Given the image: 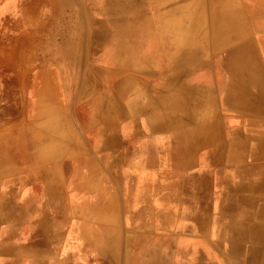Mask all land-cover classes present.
I'll list each match as a JSON object with an SVG mask.
<instances>
[{
  "label": "crops",
  "instance_id": "obj_1",
  "mask_svg": "<svg viewBox=\"0 0 264 264\" xmlns=\"http://www.w3.org/2000/svg\"><path fill=\"white\" fill-rule=\"evenodd\" d=\"M108 1L0 6V158L32 201L22 223L0 227V264H222V245L224 264H264V107L235 103L237 68L181 34L192 20L163 24L166 10L199 6ZM66 6L80 28L69 45L46 29ZM78 206L79 241L57 248Z\"/></svg>",
  "mask_w": 264,
  "mask_h": 264
},
{
  "label": "bare ground",
  "instance_id": "obj_2",
  "mask_svg": "<svg viewBox=\"0 0 264 264\" xmlns=\"http://www.w3.org/2000/svg\"><path fill=\"white\" fill-rule=\"evenodd\" d=\"M109 2H114V1L110 0ZM115 2L118 3V5H116V6H122L126 3L128 4L127 0H116ZM236 2H238L240 4H237ZM178 4L180 6H199L198 8H195V7L191 8V10L189 9V7L188 8L186 7L184 9L185 16L180 15L179 21L183 22L185 20L190 19V20H192V22H194L198 25L199 32L197 35L200 38H198L197 36H194L195 40L194 39H191V40L196 42L197 45H199L203 49L202 51H204V47L206 46V44L204 43V38L210 37V39L213 43L212 45H215V46L216 45L217 46L218 45H227L226 43L231 42L232 39L238 38L239 35L241 33H243V31L246 29L247 25H245V22L247 20L246 16H247L248 11H264V0H179V1L176 0V4H173V5L170 4V6H175L174 8L176 9V6H179ZM208 4L209 5L214 4V6H211L213 8V13L208 12V6H207ZM124 6H126V5H124ZM193 10H198L197 14H192L191 11H193ZM169 12H173L172 9L169 10ZM172 14L170 13V16H172ZM180 14H181V11H180ZM203 22H209L210 23L209 25H211V32L208 35H203V30H202L203 29ZM253 22H255V23H254V25L252 24L253 25L252 30H253L255 35H254V38L252 37V39H251L252 42H250V43H252L253 47L251 49H249V47H248V49H247L248 44H247V42H244L237 47H234L228 51H225L224 53L227 55L224 57V61L227 62V64L229 62H231L228 65H230V66L232 65L234 67V69L237 68V71L234 70L235 74H236V75H234V77L236 78V80H235L236 83L234 82L235 84L232 88L234 100L240 101V103H238V104H242V105L247 106V107H249V105L252 103L253 104H255V103L262 104V106L264 107V62H262L261 58H260L264 54V15L261 17L255 18V21H253ZM247 29H249L248 26H247ZM202 36H204V37H202ZM263 57H264V55H263ZM188 60H191L192 63L194 61V59H188ZM135 61H137L136 65L138 67H140L142 65L141 61H143V60H141V61L135 60ZM217 61L219 64H220V62H221V64H223L222 63L223 59L221 60V58H220ZM133 62H134V60H133ZM195 62H196V60H195ZM130 65H132V64H130ZM225 78H227V77H225ZM159 103H160V101H159ZM163 103H164V101H163ZM168 104H171V103H168ZM178 109H180V108H178ZM172 112H174V111H171L170 113H172ZM174 114H175V112H174ZM189 114H192V113L190 112ZM186 115H187V113H186ZM196 117H197V115H196ZM187 121H188V119H187ZM189 121H190V119H189ZM203 121H206V120H203ZM168 124H170V123H168ZM40 145L44 146L43 142H41ZM7 161L8 160H6L5 157L2 159L0 158V177L9 176V174L14 170V166H11L9 163H7ZM174 172L173 173H167V175H165V178L170 180V181H171V179L173 180V179L177 178V175H176L177 173H174ZM8 183H10V181H8ZM6 190H8V192L5 194H2L0 196V222H1L0 227H2L3 230H7L8 227H10L9 225L13 223L12 219H14V211H13L14 209L9 207V202L7 203L6 207L3 206V203L5 204L7 198L10 199V196L13 197L16 194L15 186H12V187H7L5 185H3V187L0 186V192L1 193H2V191H6ZM7 250H9V249H7ZM234 250H237V249H234Z\"/></svg>",
  "mask_w": 264,
  "mask_h": 264
},
{
  "label": "rangeland",
  "instance_id": "obj_3",
  "mask_svg": "<svg viewBox=\"0 0 264 264\" xmlns=\"http://www.w3.org/2000/svg\"><path fill=\"white\" fill-rule=\"evenodd\" d=\"M41 1H47V2L53 3L54 5H58L60 3H63V0H41ZM70 1L73 2V0H67V2H70ZM127 1H128V4L126 2H125L126 4H124L126 6H145V5L149 4V3H153L152 5H156V6H170V4H172V5L173 4H176V0H140V1L139 0H127ZM23 2H26V4H29L31 6H34V5H32V0H0V6L1 5H4L6 3H8L9 6H18V3L19 4L20 3L23 4ZM238 2H236V3L237 4H240ZM41 5H44V4H41ZM116 5H118V3H116L115 1L114 2H109L108 1L107 4H106V7L107 6H116ZM124 5H122V6H124ZM207 6H208V12L209 13H213V8L211 6H214V4L213 5H209L208 4ZM35 7L36 8H40L41 10H39V11H42L43 13L45 12L47 15L50 13V9H48V6H42L41 7V6H37L36 5ZM189 9L191 10V8H189ZM180 11H181L180 9H179V11L177 10V11H173V12H169V10H166L165 11L166 12V15L164 17L163 24L166 27L170 28L173 22L179 21L180 14L177 15L176 13L177 12L180 13ZM197 11L198 10H193V11H191V13L192 14H197ZM170 13L171 14L173 13L172 16H170ZM21 14H23V11L20 10V9L19 10H14L13 12H10V15H12V16L14 15V17H18ZM174 14H176V17H174ZM34 15H35V17L37 19L38 18L37 13H34ZM263 15H264V11H248L247 12V16H246V19L247 20L245 22V25H247L249 27V29H247V26H246V29L243 31V33H241L238 38L232 39L231 42L226 43L227 45H218V46L217 45L216 46L213 45V46L217 47L218 50H221L222 53H224L225 51H228V50H230V49H232L234 47L239 46L240 44H242L244 42H247V44H248L247 45V49H248V47H249V49H251L253 47V45L250 42H252L251 39H252V37L254 38V35H255L254 32H253V30H252L253 25L255 23L253 21H255V18L261 17ZM0 19H1V14H0ZM209 24H210L209 22H203V29H202L203 30V35L210 34V32H211V25H209ZM46 29H47V32L50 31V29H55L57 31V37L60 38L62 36V38H66L68 40L66 43H68V45H69V43L71 41L74 42L78 38V36H79V29L80 28H79L78 18L75 15V12H73L69 8V6H66V9H65L64 13L62 15H60V17H59L58 22L56 24H54V25H51V26H50V23H49L46 26ZM1 31H2V29L0 30V32ZM198 32H199V27H198V25L196 23L193 22V29H191V30H185L184 29L183 32H181V34H183L187 39L189 37L190 38L192 37V39L195 40V37L194 36H197L198 38H200L197 35ZM202 37H204V36H202ZM206 39H208V41H206ZM194 43H196V42H194ZM204 43L207 46H210V45L213 44L212 41H211V39H210V37L204 38ZM208 51H209V49H208ZM40 54H41V56L42 55H46L45 52L41 48H40ZM263 55L261 57L259 56L261 58V61L262 62H264ZM178 60H179V58L178 59L177 58H172L170 61H171L172 64H174L175 62H178ZM143 61L146 62V63H144V68H145V66H147V64L150 63L151 60H143ZM179 62H180V60H179ZM181 62H184L183 63L184 66L185 65L193 64L191 62V60H188V59L182 60ZM217 63H218V61H217ZM74 89H75V86L74 85H66V90L67 91L72 92ZM76 89H77V87H76ZM204 95L205 96L202 99L205 100V101L207 100V98H212L207 93H204ZM83 102L84 101L79 100V101H75V102L72 103L71 110L73 111V116L74 117H75V115H77L78 109L83 104ZM237 102L238 101H236L235 103L237 104ZM62 104H63L62 109H64L65 106H67V105H65V103H63V101H62ZM216 105H217L218 110L220 108V111H218L220 114H222V113L225 114L226 113V112H224L225 111V108L222 105L220 95L217 96V103H216ZM214 120H216V118L215 119L213 118V121ZM153 124L156 127H160L159 125H162V121H157L156 123H153ZM78 131L80 132V130H78ZM80 134L82 135V139H84L83 138V131ZM80 134H79V136H80ZM170 135H171V133L170 134H167L166 133V134H164L162 136L163 137H166V139L168 140L167 137L170 136ZM192 137H193V135H192ZM193 138H198V135H196V137H193ZM216 142L218 143V147L219 146L222 147V141H220V139L219 140L217 139ZM197 158H199V153H197ZM195 163H196V160H195ZM14 168H16V167L14 166ZM14 171H16V170H14ZM12 172L9 174V176L0 177V186H2V187H3V185H5L7 187L15 186V190H16V194L13 197H11L9 195L10 196V199L7 198L5 204L3 203V206L6 207L7 203L9 202V207H11V208L14 209L13 210L14 211V219H12V222L13 223L9 225L10 227L7 226L8 227L7 230H2L3 232H7V233L9 231H11V229L13 227H16V225H18V224H20V223L23 222V220H24V213L26 212V209L28 208L29 205H32L31 199L29 200V197L31 196L29 194L30 192H27V191L25 192V190H24V189H27L26 186H25V185H27V183L24 182V180H22L21 178H16L15 175L12 174ZM173 172L174 173H177L176 170L169 169V171H167L165 175H167V173H173ZM8 181H10V183H8ZM7 192H8V190L2 191V193L0 192V196L2 194L7 193ZM18 200H20L23 205L22 204H18L17 203ZM81 215H82V210H81L80 206H78V207H76V210H75V212H74V214L72 216V219L70 220V224H68V226L64 229L65 230V234L63 236V239H60V242L58 243L57 248H61V247H64L66 245H67V247H69L70 244H71L70 243L71 241H73V242L74 241L75 242H78L79 241L77 234H75V235L72 234L74 230L72 229L73 228L72 227L73 225H71V222L73 224L74 223V220L76 221L78 219L77 217H80ZM120 219H121L120 224L122 225V227H124L126 225L125 224V222H126L125 215L122 214ZM95 227H96V225L93 224V222H91V223H89L88 227L87 226L85 227V229L87 231H91L93 234H96L97 233L96 232L97 229ZM1 229H2V227H1ZM62 242H66V245H63ZM95 242L97 243L96 245H99L100 240L99 241L96 240ZM5 253L8 254V255H11L12 254V250L9 249ZM216 253H218L217 254L218 255V258L221 259V260H223L222 261V264H224V260H226V259H229L230 262L231 261H234V258L232 257L233 254L231 252L228 253L226 251V247L223 246V245H222V248L219 247V250H217ZM2 263L3 264H7V263H4V262H2Z\"/></svg>",
  "mask_w": 264,
  "mask_h": 264
}]
</instances>
